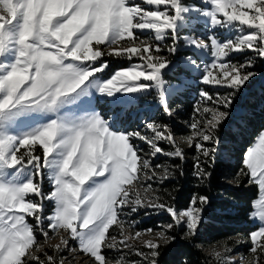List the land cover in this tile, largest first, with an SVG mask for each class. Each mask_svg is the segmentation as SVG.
<instances>
[{
	"label": "snow or ice",
	"instance_id": "6c2138e0",
	"mask_svg": "<svg viewBox=\"0 0 264 264\" xmlns=\"http://www.w3.org/2000/svg\"><path fill=\"white\" fill-rule=\"evenodd\" d=\"M201 19L207 39L194 30L183 34ZM181 40L211 57L188 58L199 82L224 89L201 88L191 121H182L195 150L192 175L204 184L213 176L219 130L264 61V0H0V264H72L65 252L82 253V264H113L106 250L118 254L115 264H159L161 241L199 235L209 197L194 192L178 208V187L153 186L185 176L188 154L169 126L147 122L152 135L119 130L95 108L100 98L117 103L154 90L172 117L170 95L182 85L170 84L164 70H175L169 57ZM108 58L130 63L109 72ZM159 156L169 162H157ZM241 177L257 187V197L248 214L256 227L240 264H264V129L243 153L237 187ZM141 213L171 219L139 228ZM144 235L152 239L142 247L131 243ZM57 238L49 254L45 244ZM232 252L226 243L223 253L213 246L215 264H236Z\"/></svg>",
	"mask_w": 264,
	"mask_h": 264
},
{
	"label": "trees",
	"instance_id": "16d2710c",
	"mask_svg": "<svg viewBox=\"0 0 264 264\" xmlns=\"http://www.w3.org/2000/svg\"><path fill=\"white\" fill-rule=\"evenodd\" d=\"M119 67L121 66L115 64L112 68ZM122 67H125V65L123 64ZM250 90L251 87L247 92ZM249 93H251L250 99L248 94L238 96L236 102H240L242 108L240 115H237L234 121L228 122L219 130L221 143L217 153L223 152V157L219 158L217 156L212 168L209 169L213 172V176L209 181L200 184L192 175L193 162H186L183 165L185 169L184 177H179L177 174L176 180L166 181L163 186L153 185L154 187H167L170 191L178 187L179 191L173 192L176 197L173 202L176 203L178 208L187 207L194 192L209 197V205L203 213V218L206 221L201 224L199 235L190 242H182L178 236L173 245L161 246L162 255L159 258V264H209L210 261L196 250V245H200L205 249L213 246L224 248L226 243L233 249L235 246L231 242L234 238H240V234H244V237H246L247 233L255 228L251 225L248 214L252 211L251 201L257 196V188L254 185L245 186L248 182L247 177H241L242 182L239 187L236 186L233 179L241 167L245 149L254 141L260 130L264 129V82L255 85ZM194 95L195 93L188 92L179 100L178 107H182L186 111L185 115H179L182 121L190 120ZM176 132L182 139H185L190 133L181 128ZM243 140L245 142L243 148L240 149ZM134 143L140 148L148 150L145 145H140L135 141ZM162 147L165 150H171L169 145L162 144ZM187 154L192 157L195 150L190 148ZM157 162L165 163L169 161L168 158L160 157ZM170 162L179 163L178 160ZM227 182L233 183L234 186H228ZM163 195L167 198V193H163ZM136 218L141 221L138 225L139 228L154 227L157 224L170 222L171 219L167 214L145 217L142 213L137 215ZM128 219H131V217ZM117 258L118 254L115 253L113 260ZM130 258L138 259L135 256Z\"/></svg>",
	"mask_w": 264,
	"mask_h": 264
},
{
	"label": "rangeland",
	"instance_id": "374dc122",
	"mask_svg": "<svg viewBox=\"0 0 264 264\" xmlns=\"http://www.w3.org/2000/svg\"><path fill=\"white\" fill-rule=\"evenodd\" d=\"M139 2H142V0H139ZM183 3H185L186 5H191L193 3L200 4V0H183ZM144 6L150 9H154L156 7L154 5L153 6L144 5ZM160 7H164V6H160ZM201 7H204V5H201ZM192 30L195 31L197 36H202L204 39H207L208 33L204 29V24H203L202 19L197 23L191 24L189 28H186L184 30L183 34H191ZM166 43H170V41H166ZM164 54L168 55L167 52H165ZM234 56L238 59L241 58L239 54H234ZM169 58L173 60L176 67L174 71H169L168 69H165L164 78L172 85H177V84L182 85L180 91L173 92L170 95L169 106L172 108H176V112L174 113L172 117L167 116L163 112L161 105L159 104L158 100L155 97L154 90L146 98L125 96V97H122L117 103H106L103 98H100L99 102L95 104V108L97 111H100L104 116L109 118L110 121L114 123V126L119 130H126V131L139 130L144 134L152 135L151 131L145 127V124L147 122L156 121L157 123H160V124H167L169 126V129L174 134V140L176 144L179 145L182 149H184L185 152L187 153L190 151V148L188 147L186 143V139H182L181 137H179L176 132V130L178 131V129L181 128L185 131H189L190 132L189 135L191 134V130L187 127L186 124L182 123V120L180 119L179 115L180 114L185 115L186 111L182 107H178V104L180 103L179 100L182 97H184L183 96L184 94L188 92H190L191 94L195 93L194 101L192 102L193 104L191 103L192 104L191 110H193V106L196 104L197 100L200 99L199 92L201 88H204L205 90L209 92H213L217 90L224 91V89H217V88H213L212 86L201 84L199 82L200 75H201L200 71L196 70L194 65H191L188 63V58L195 59L197 60L198 63H201L202 61L209 62L211 60V57L207 53L203 52L202 50H197L194 46L192 47L186 46L184 41L181 40L179 43L178 53L174 56H170ZM108 59L110 63L109 72L117 69V68H112L115 64L120 65L121 67L124 64L125 67H127L130 63V61H127L126 59H119V58H116V59L108 58ZM133 59L135 62H139L136 58H133ZM169 67L171 68V65ZM255 71L258 72L259 75L254 77L253 80L245 86L247 90L243 91L241 94L242 96L248 94L249 99L251 97L250 96L251 93L249 92L252 90V88H254L255 85H257L258 83L264 82V61L257 62ZM250 87H251V90L247 92ZM237 100L238 98L234 101V107L231 111L229 119L225 121L222 126H225L228 122L234 121L237 118V115H240L242 108L240 107V102H236ZM192 116H193V111H192V115H190L189 122L191 121ZM246 135L248 137V133ZM135 142L139 143L140 145H145L143 142L138 141V140H136ZM244 142L245 140H243V143L241 144L240 149L243 148ZM253 143L254 141L249 146H251ZM162 144H165V143L161 142V146ZM145 150L147 149L145 148ZM217 156H219V158L223 157V152L222 153L218 152ZM160 157L163 158V156H159L158 158ZM186 162H193L190 155H188V159ZM226 184L231 187L234 186V184L231 182H227ZM43 187H44L45 192L49 191L50 189V185L46 177L44 180ZM46 206H47V209L50 211L53 207V204L51 202H46ZM254 210L255 209L252 208V211ZM205 221L206 219L203 218L202 223H204ZM250 223L252 226L256 227V225L252 221H250ZM38 239L42 240L43 238L38 236ZM149 239H152V236L144 235L138 238L137 240L131 241V243L137 247H142L143 241L149 240ZM57 243H59L58 238L51 240L48 244H45V249L49 250V254H51L50 249L52 245L57 244ZM160 243H161V246L164 245L163 241H161ZM231 243H233L235 247L233 248V252L230 253V255L234 256L236 264H240L241 254L247 257L250 243L247 242L246 237H245V240H241L240 238H234ZM173 244L174 242L169 243L167 245H173ZM196 250H198L202 256H204L210 262H212V264H215L213 254H212L213 247H210L208 249L199 247V248H196ZM215 250L223 253L224 248L215 246ZM106 253H107L108 258L113 261V264H115V260H113V257H115L116 252L112 250H106ZM62 255H67L68 260H71L72 264H82V259H83L82 253H73L69 255L67 252H65ZM65 264H68L67 260L65 261Z\"/></svg>",
	"mask_w": 264,
	"mask_h": 264
}]
</instances>
